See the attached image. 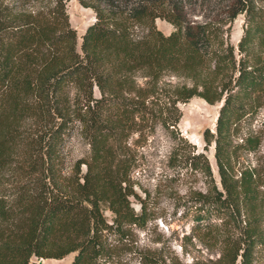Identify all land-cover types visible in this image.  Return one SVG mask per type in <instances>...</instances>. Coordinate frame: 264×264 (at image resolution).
Returning <instances> with one entry per match:
<instances>
[{"label": "trees", "instance_id": "trees-1", "mask_svg": "<svg viewBox=\"0 0 264 264\" xmlns=\"http://www.w3.org/2000/svg\"><path fill=\"white\" fill-rule=\"evenodd\" d=\"M67 2L0 0V264L72 253L70 264L110 262L111 242L149 221L131 183L129 140L161 126L183 141L177 104L192 98L220 104L214 129L202 133L218 181L204 152L174 149L168 163L204 180L206 192L191 199L196 228L244 220L219 260L189 264H259L264 156L258 168L237 166L262 139L237 134L264 105V5L234 0L231 20L243 17L234 47L216 25L185 27L169 0H77L95 16L79 52ZM157 19L173 30L163 34ZM75 132L88 153L66 175L62 149Z\"/></svg>", "mask_w": 264, "mask_h": 264}, {"label": "rangeland", "instance_id": "rangeland-1", "mask_svg": "<svg viewBox=\"0 0 264 264\" xmlns=\"http://www.w3.org/2000/svg\"><path fill=\"white\" fill-rule=\"evenodd\" d=\"M177 10L185 27L204 23L218 26L229 43L234 47L243 31V17L231 20L234 0H169ZM264 5V0H257ZM69 22L77 35V50L80 52L81 36L95 21L94 13L82 8L77 0H68L66 4ZM157 28L168 35L173 27L164 20H156ZM167 83L184 82L173 77L165 78ZM220 104L209 105L199 98L177 104L180 120L176 125L178 138L174 140L161 126L153 133L133 135L129 144L135 155V165L131 173L132 186L139 197L145 200L149 221L144 229H133L123 241L111 244L116 255L104 264H189L191 262H215L219 260L224 239L236 238L238 225L244 217L235 222L224 224L212 219L210 229L196 228L197 210L192 206V198L206 192L204 180L193 173H178L169 165V157L174 149L179 155L192 152H204L208 158L213 177L218 181L214 161L213 145L204 151L202 133L213 130ZM251 132L262 139L260 150L255 154H243L238 159L237 168H258L264 156V105L249 124H242L238 138ZM65 159V174H70L74 164L86 158L88 147L75 132L62 149ZM83 169V167H82ZM138 209V206L134 204ZM108 215V214H107ZM232 222V223H230ZM74 254L60 260L35 259L38 264H70ZM259 264H264V256Z\"/></svg>", "mask_w": 264, "mask_h": 264}]
</instances>
